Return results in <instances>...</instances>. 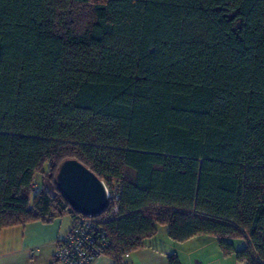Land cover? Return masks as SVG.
<instances>
[{
  "label": "trees",
  "instance_id": "obj_1",
  "mask_svg": "<svg viewBox=\"0 0 264 264\" xmlns=\"http://www.w3.org/2000/svg\"><path fill=\"white\" fill-rule=\"evenodd\" d=\"M67 159L120 196L113 264L159 227L264 264V0H0V231L78 216Z\"/></svg>",
  "mask_w": 264,
  "mask_h": 264
},
{
  "label": "crops",
  "instance_id": "obj_2",
  "mask_svg": "<svg viewBox=\"0 0 264 264\" xmlns=\"http://www.w3.org/2000/svg\"><path fill=\"white\" fill-rule=\"evenodd\" d=\"M72 221L73 217L65 215L50 223L32 222L1 230L0 264H57L53 261L57 243L67 234ZM212 241L211 237L198 236L178 244L168 238L164 227H159L142 249L129 255V261L131 264H168L167 256L177 255L178 250L188 253L191 259L194 254L199 255L206 249L205 243L212 244ZM215 247L217 250V244ZM194 262L200 264L196 260ZM94 264L113 262L104 256Z\"/></svg>",
  "mask_w": 264,
  "mask_h": 264
},
{
  "label": "built area",
  "instance_id": "obj_3",
  "mask_svg": "<svg viewBox=\"0 0 264 264\" xmlns=\"http://www.w3.org/2000/svg\"><path fill=\"white\" fill-rule=\"evenodd\" d=\"M105 188L108 205L113 213H117L120 196L116 188ZM37 191V185L32 183L31 194ZM108 246V236L101 222L94 217L78 215L73 219L67 234L57 243L53 261L57 264H94L105 256ZM129 255L122 256L119 264H131Z\"/></svg>",
  "mask_w": 264,
  "mask_h": 264
},
{
  "label": "water",
  "instance_id": "obj_4",
  "mask_svg": "<svg viewBox=\"0 0 264 264\" xmlns=\"http://www.w3.org/2000/svg\"><path fill=\"white\" fill-rule=\"evenodd\" d=\"M55 184L67 205L78 215L97 218L108 208L104 182L75 159L64 160Z\"/></svg>",
  "mask_w": 264,
  "mask_h": 264
},
{
  "label": "rangeland",
  "instance_id": "obj_5",
  "mask_svg": "<svg viewBox=\"0 0 264 264\" xmlns=\"http://www.w3.org/2000/svg\"><path fill=\"white\" fill-rule=\"evenodd\" d=\"M35 179L37 183H42V185L47 190H50V185L48 184L47 180H45L44 178L42 179L39 176H37ZM212 244L205 243L204 246L206 247V249L199 255L194 254L191 259L188 258V253H184V251L181 252L178 250V254L176 256L179 264H193L195 263L194 260H196L200 264H240L235 260V257L233 255H224L219 247L216 250V243L214 241H212ZM242 246L243 244L241 242H237L235 244L236 249H239Z\"/></svg>",
  "mask_w": 264,
  "mask_h": 264
}]
</instances>
